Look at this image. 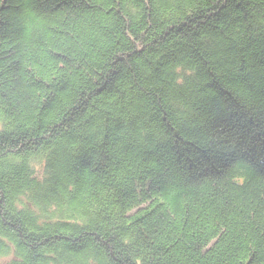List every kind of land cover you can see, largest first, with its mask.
<instances>
[{
    "label": "trees",
    "instance_id": "obj_1",
    "mask_svg": "<svg viewBox=\"0 0 264 264\" xmlns=\"http://www.w3.org/2000/svg\"><path fill=\"white\" fill-rule=\"evenodd\" d=\"M0 264H264V0H0Z\"/></svg>",
    "mask_w": 264,
    "mask_h": 264
},
{
    "label": "rangeland",
    "instance_id": "obj_2",
    "mask_svg": "<svg viewBox=\"0 0 264 264\" xmlns=\"http://www.w3.org/2000/svg\"><path fill=\"white\" fill-rule=\"evenodd\" d=\"M1 261V260H0Z\"/></svg>",
    "mask_w": 264,
    "mask_h": 264
}]
</instances>
